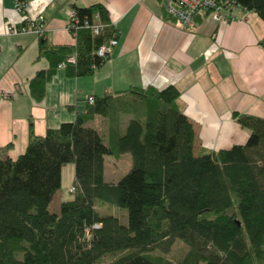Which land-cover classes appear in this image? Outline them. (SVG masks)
Wrapping results in <instances>:
<instances>
[{
    "label": "trees",
    "instance_id": "16d2710c",
    "mask_svg": "<svg viewBox=\"0 0 264 264\" xmlns=\"http://www.w3.org/2000/svg\"><path fill=\"white\" fill-rule=\"evenodd\" d=\"M235 1L264 21V0ZM73 11L74 46L39 43L49 69L29 83L36 99L71 54L75 62L66 68L77 76L92 74L107 58L96 54L116 33L106 8L95 3ZM96 15L109 25L94 35L84 23ZM129 93L130 100L117 103L93 98L73 121L42 136L30 123L24 152L0 158V264H264V118L233 112L249 133L246 142L207 150L198 145L175 85ZM115 108L133 117L108 145L88 122ZM122 153L131 156L129 171L106 182L105 156ZM67 163L75 166L73 197L52 212ZM102 204L126 209L127 223L101 214ZM176 239L187 251L174 263L166 254Z\"/></svg>",
    "mask_w": 264,
    "mask_h": 264
},
{
    "label": "crops",
    "instance_id": "0c3cea01",
    "mask_svg": "<svg viewBox=\"0 0 264 264\" xmlns=\"http://www.w3.org/2000/svg\"><path fill=\"white\" fill-rule=\"evenodd\" d=\"M21 1L25 9L18 12L15 0H0V158L24 152L30 123L42 136L85 112L89 96H111L117 103L130 100L133 88L175 85L198 145L207 150L246 142L249 133L233 112L264 118V21L254 11L236 9L226 19L200 20L197 15L193 25L183 26L163 0ZM95 3L106 8L118 43L90 75L57 67L44 84L43 97L36 99L29 83L38 71L49 69L48 60L38 56L40 41L74 46L70 12L74 5ZM38 15L44 19L41 32L22 20ZM10 24L27 30L9 34ZM131 117L133 113L115 108L111 115H96L88 126L109 145L124 133Z\"/></svg>",
    "mask_w": 264,
    "mask_h": 264
},
{
    "label": "built area",
    "instance_id": "2783aa9c",
    "mask_svg": "<svg viewBox=\"0 0 264 264\" xmlns=\"http://www.w3.org/2000/svg\"><path fill=\"white\" fill-rule=\"evenodd\" d=\"M164 5L168 11V13L174 17L179 24L183 26L193 25L195 22V17L197 15H202L207 13L205 17H214L216 19L221 18H229L232 17L236 11V9L242 8L235 0H163ZM15 9L18 12H21L25 9V5L21 0H15ZM22 20H29L31 22V26L34 27V31L41 32L44 26V19L42 15H38L35 18H28L27 16H23ZM76 23H78V19L75 16L74 11L70 12V20L68 22V29L74 30L76 27ZM109 24L102 23L97 20V15L95 16V21L91 24L88 22L84 23V26L91 30V33L97 35ZM111 25L114 27V23L111 22ZM27 29L25 27L18 28L17 25L10 24L7 27V32L9 34L24 32ZM75 32H72V35L75 37ZM118 43L116 33L106 42L101 44L96 54L99 57H106L111 52L112 48ZM75 62V55L71 54L64 61L60 62L58 65L59 68H65L67 64H72ZM88 101L92 102L93 97L89 96ZM74 188L71 187L70 191Z\"/></svg>",
    "mask_w": 264,
    "mask_h": 264
},
{
    "label": "rangeland",
    "instance_id": "374dc122",
    "mask_svg": "<svg viewBox=\"0 0 264 264\" xmlns=\"http://www.w3.org/2000/svg\"><path fill=\"white\" fill-rule=\"evenodd\" d=\"M104 161V180L110 183H116L129 171L131 167V156L129 153L106 155ZM68 167L71 169L68 170ZM62 168L60 188L54 194L49 205V210L52 212H58L61 201L68 200L73 197V193L70 191V188L73 186L74 181V164L67 163ZM97 209L101 214L116 215L121 223H127V212L124 208L102 204L98 205ZM186 251L187 246L183 243V241L176 239L170 251L166 254V257L172 262L177 263L183 258Z\"/></svg>",
    "mask_w": 264,
    "mask_h": 264
}]
</instances>
